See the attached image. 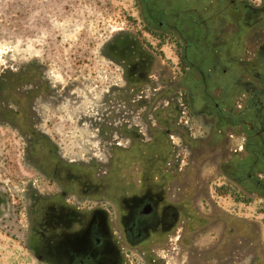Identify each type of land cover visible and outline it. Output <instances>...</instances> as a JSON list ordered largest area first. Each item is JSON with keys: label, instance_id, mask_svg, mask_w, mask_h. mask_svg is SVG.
Wrapping results in <instances>:
<instances>
[{"label": "flooded vegetation", "instance_id": "1", "mask_svg": "<svg viewBox=\"0 0 264 264\" xmlns=\"http://www.w3.org/2000/svg\"><path fill=\"white\" fill-rule=\"evenodd\" d=\"M136 2L153 38L174 40L176 67L117 70L120 84L103 91L102 118L94 123L110 156L105 167L62 155L55 120L66 94L43 68L0 69V124L21 135L26 161L39 173L36 219L41 235H55L52 259L60 264H135V257L166 264L150 252L188 247L207 223L195 207L203 188L189 175L216 151L229 182L264 205V0ZM174 137L189 149L181 166ZM119 163L121 178L113 173Z\"/></svg>", "mask_w": 264, "mask_h": 264}, {"label": "rangeland", "instance_id": "2", "mask_svg": "<svg viewBox=\"0 0 264 264\" xmlns=\"http://www.w3.org/2000/svg\"><path fill=\"white\" fill-rule=\"evenodd\" d=\"M141 15L136 0H0V69L3 65L13 70L43 68L44 76L66 94L55 120L65 159L100 168L108 165L110 156L101 151L99 127L94 123L102 118L103 91L120 84L118 69L139 63L147 74H155L157 69L176 67L174 40L169 37L158 43L153 38L156 33L141 23ZM220 30L224 36L230 27ZM117 41L122 43L119 52L114 49ZM223 47L219 45L218 52ZM67 88L74 92L68 94ZM194 124L193 135H199V124ZM173 141L182 150L176 156L181 166L188 162L189 149L176 137ZM221 159L216 151L190 171L189 176L203 188L195 201L199 213L207 217L203 231L190 236L188 247L150 252L156 260L264 264V205L255 194L246 196L229 182L218 168ZM124 168L119 163L113 173L121 178ZM181 176L177 172L174 179ZM38 181L39 173L26 161L21 135L0 124V264H60L52 259L57 250L55 235H41L36 219ZM220 239L229 245L228 252L223 253ZM41 252L51 258L38 259ZM135 258L139 261L135 264H142Z\"/></svg>", "mask_w": 264, "mask_h": 264}, {"label": "water", "instance_id": "3", "mask_svg": "<svg viewBox=\"0 0 264 264\" xmlns=\"http://www.w3.org/2000/svg\"><path fill=\"white\" fill-rule=\"evenodd\" d=\"M39 259V258H38Z\"/></svg>", "mask_w": 264, "mask_h": 264}]
</instances>
